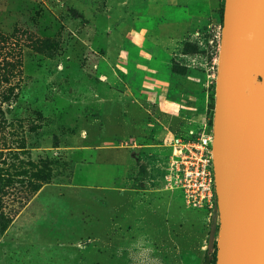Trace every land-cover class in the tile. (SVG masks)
<instances>
[{"label": "rangeland", "instance_id": "rangeland-1", "mask_svg": "<svg viewBox=\"0 0 264 264\" xmlns=\"http://www.w3.org/2000/svg\"><path fill=\"white\" fill-rule=\"evenodd\" d=\"M144 1L0 0L1 31L50 39L44 51L25 48L23 88L6 108L24 121L33 158L56 163L55 179L0 229V264H213L219 195L213 208L189 206L169 182L171 140L185 135L186 119L158 114L149 58L162 22ZM221 5L219 22L176 23L180 47L204 52L201 74L212 81L194 133L214 124ZM140 59L137 83L127 67ZM256 59L251 86L264 83Z\"/></svg>", "mask_w": 264, "mask_h": 264}, {"label": "water", "instance_id": "water-1", "mask_svg": "<svg viewBox=\"0 0 264 264\" xmlns=\"http://www.w3.org/2000/svg\"><path fill=\"white\" fill-rule=\"evenodd\" d=\"M245 51H253L264 73V0H225L213 124L216 187L232 152L234 167L216 264H264V130L241 102Z\"/></svg>", "mask_w": 264, "mask_h": 264}, {"label": "crops", "instance_id": "crops-1", "mask_svg": "<svg viewBox=\"0 0 264 264\" xmlns=\"http://www.w3.org/2000/svg\"><path fill=\"white\" fill-rule=\"evenodd\" d=\"M147 4L157 10L162 22L157 31L156 48L149 58L150 85L156 91L153 99L157 101L158 114L176 120L186 119L185 134L192 133L206 121L212 81H204L201 74L200 61L204 52H187L180 47L179 39L184 32L176 23L219 22L222 0H148ZM179 8L185 10V15L178 13ZM175 63L181 65L182 72L172 67ZM143 64L147 63L140 59L132 69L127 67L128 80L145 81Z\"/></svg>", "mask_w": 264, "mask_h": 264}, {"label": "trees", "instance_id": "trees-1", "mask_svg": "<svg viewBox=\"0 0 264 264\" xmlns=\"http://www.w3.org/2000/svg\"><path fill=\"white\" fill-rule=\"evenodd\" d=\"M26 47L44 51L51 48V43L50 39L40 38L28 29L16 28L12 33L0 30L1 231H5L28 201L56 177V163L51 158H33L24 121L7 114L6 107L18 100L23 88ZM216 260L217 248L213 264Z\"/></svg>", "mask_w": 264, "mask_h": 264}, {"label": "built area", "instance_id": "built-area-1", "mask_svg": "<svg viewBox=\"0 0 264 264\" xmlns=\"http://www.w3.org/2000/svg\"><path fill=\"white\" fill-rule=\"evenodd\" d=\"M214 130L207 124L200 132L175 135L167 161L169 182L184 192L186 203L213 208L217 197L214 169Z\"/></svg>", "mask_w": 264, "mask_h": 264}, {"label": "bare ground", "instance_id": "bare-ground-1", "mask_svg": "<svg viewBox=\"0 0 264 264\" xmlns=\"http://www.w3.org/2000/svg\"><path fill=\"white\" fill-rule=\"evenodd\" d=\"M257 59L253 51H245L240 61L242 73L238 77L241 90V102L251 116L259 123L264 130V83L257 86H251L249 78L251 71H257ZM245 89L247 92L243 91ZM244 92V93H243ZM234 152L226 164L220 179L217 182V191L219 195V204L224 205L232 195L231 183L233 180Z\"/></svg>", "mask_w": 264, "mask_h": 264}]
</instances>
